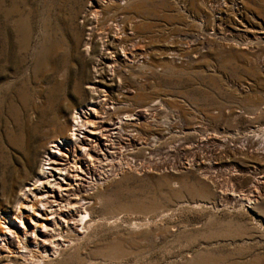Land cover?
Segmentation results:
<instances>
[{
    "label": "rangeland",
    "instance_id": "374dc122",
    "mask_svg": "<svg viewBox=\"0 0 264 264\" xmlns=\"http://www.w3.org/2000/svg\"><path fill=\"white\" fill-rule=\"evenodd\" d=\"M93 1L0 0V210L33 178L47 138L92 99L103 46L86 51ZM128 3L127 18L112 6L94 23L105 37L117 18L129 59L115 75L102 64L100 84L114 114H136L141 136H158L146 149L162 160L100 185L87 228L33 264H264V0ZM154 102L179 115L172 137L145 122ZM171 159L191 160L169 169ZM17 254L0 264H27Z\"/></svg>",
    "mask_w": 264,
    "mask_h": 264
},
{
    "label": "bare ground",
    "instance_id": "6f19581e",
    "mask_svg": "<svg viewBox=\"0 0 264 264\" xmlns=\"http://www.w3.org/2000/svg\"><path fill=\"white\" fill-rule=\"evenodd\" d=\"M119 1L95 0L90 2L84 11L83 21L93 26L90 27L91 31L88 32L85 41L87 53L97 47L99 42L103 45H99L102 48L94 66V80L90 81L87 86L88 91L92 94V99L87 104L73 110L66 132H62L67 126L64 121L61 127L59 126L60 132L63 134L54 135V137L47 138L45 143L43 142L40 166L33 178L31 177L30 181H24L21 186L14 185L15 194L11 199L14 201V205L10 208L2 206L4 210H0V263L8 261L9 257L16 252L27 264L40 261L36 254H41L40 256L44 259L49 256L50 250L58 253L61 248L59 240H66L68 236L71 238V233L74 231L80 233L87 228L86 225L91 219L87 217H90L93 204L89 195L95 193L100 185L114 180L124 172L119 169V163L122 161L121 146H117V144L125 139V134L127 140L133 144L136 142L138 148L147 143L142 140L144 137L137 129L140 127L141 119L136 114L122 116L115 113L118 115L116 116L114 114L115 103L111 102L110 93L100 84L106 80L102 79L106 70H109L112 75L116 74L115 65L117 62L119 64L120 56L122 59L129 60L125 46L121 45L125 41L121 42V35L114 27L115 22L118 21L117 18H111L112 23L109 26V31L104 32L107 34L105 37H101L95 30L97 25L94 23L101 25L99 14L103 13L101 10L104 8L117 6V12L119 14L124 12V18H127L125 17L127 6L125 5L129 4L128 2L131 0H123L124 3L121 4ZM117 25H121V23L118 22ZM121 32L123 31L121 30ZM131 52L133 53V51ZM105 59L108 61L106 62ZM152 60L151 55H148L147 63ZM102 64L106 65V70L103 69ZM160 105L155 102L149 105L145 122L148 126L154 127L153 129L165 130L162 134L166 136L170 133L172 123L178 121L175 125L179 127L181 119L176 112L164 109L162 107L165 105ZM168 135L172 137L173 134ZM152 136L147 147L156 145L158 136ZM152 142L154 143L152 144ZM149 162L151 163V160ZM86 168L91 171L99 169L100 173L94 174L93 172L92 175L90 173L87 175ZM84 177L89 183L86 184L85 189L82 187ZM254 197L257 199L256 196H252L248 200V204L253 203ZM238 199L243 198L240 196ZM66 235L67 237H65ZM42 249H45V252ZM2 251H5L6 255H3ZM18 254L17 256H19ZM6 256H9L8 260H6ZM11 261L6 264H16Z\"/></svg>",
    "mask_w": 264,
    "mask_h": 264
},
{
    "label": "built area",
    "instance_id": "2783aa9c",
    "mask_svg": "<svg viewBox=\"0 0 264 264\" xmlns=\"http://www.w3.org/2000/svg\"><path fill=\"white\" fill-rule=\"evenodd\" d=\"M177 122L178 121H174L173 123L175 124ZM151 137H153V136L142 139L143 141H146L147 143L144 144L142 147L138 148L136 146V142H135V144L131 143L130 140H127V136L125 134V136H124L125 139H123L120 144H117V146H121L120 147V153H121V160L122 161L119 163V169L120 170L128 171V170L134 169V170L144 171V170H147L149 168L150 164L152 166V169L155 168L154 165L158 162V160L159 161L162 160V158L161 157L156 158V160H157L156 163L154 162V158H153L152 163L149 162V157H153V155L151 153L153 148H148V149H146V148H147V144L149 142V139ZM153 147H155V146H153ZM140 149L144 151V157H146L144 161H142L140 159L141 158L139 156V150ZM144 149H146V150H144ZM165 152L168 154V152H170V151L167 150ZM144 157H142V158H144ZM171 160L173 162L167 166V168H169V169H172L174 167V165H176L174 163V161H176V160H174V159H171ZM189 160H191V159H189ZM189 160L185 161L183 159V160H181V162L179 161V164H177L176 166H180V163H183V162L185 165L186 163L189 162ZM188 167H190V166H188ZM167 168H165V169H167Z\"/></svg>",
    "mask_w": 264,
    "mask_h": 264
}]
</instances>
